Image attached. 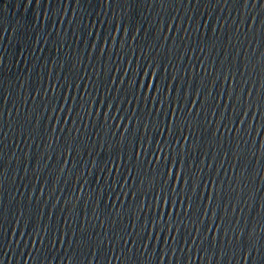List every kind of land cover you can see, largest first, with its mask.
<instances>
[{"label": "water", "instance_id": "95a60500", "mask_svg": "<svg viewBox=\"0 0 264 264\" xmlns=\"http://www.w3.org/2000/svg\"><path fill=\"white\" fill-rule=\"evenodd\" d=\"M0 264H264V0H0Z\"/></svg>", "mask_w": 264, "mask_h": 264}]
</instances>
